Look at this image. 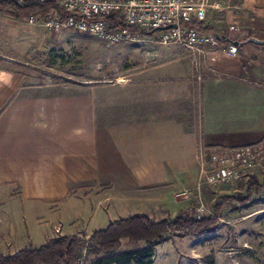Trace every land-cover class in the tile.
Here are the masks:
<instances>
[{"label":"crops","instance_id":"obj_1","mask_svg":"<svg viewBox=\"0 0 264 264\" xmlns=\"http://www.w3.org/2000/svg\"><path fill=\"white\" fill-rule=\"evenodd\" d=\"M218 1L224 8L206 20L216 33L264 41V0H209ZM2 13L15 16L12 37L26 59L62 35ZM26 23L31 33L19 31ZM263 47L160 48L124 83H58L27 60L23 70L0 62V242L20 250L29 229L44 244L58 227L91 235L134 214L163 220L189 208L202 150L264 139ZM93 184L104 187L83 191ZM232 205L199 238L214 234L222 250L245 251V264H264V191Z\"/></svg>","mask_w":264,"mask_h":264},{"label":"built area","instance_id":"obj_2","mask_svg":"<svg viewBox=\"0 0 264 264\" xmlns=\"http://www.w3.org/2000/svg\"><path fill=\"white\" fill-rule=\"evenodd\" d=\"M18 7H25V0H10ZM45 1V0H42ZM60 10L39 18L25 13L30 26L42 27L57 34L74 31L96 37L109 46L143 44L176 45L202 54L206 45L218 47L221 42L213 34H202L193 28L181 26L182 22H206L210 11L224 8L221 1L209 0H51ZM177 25L166 31H157ZM230 31L241 33L232 25ZM152 33L148 36L144 34ZM235 47L230 45L229 51ZM259 170L264 172V139L237 147H213L202 150L200 155L201 177L195 186L198 218L213 215L202 197L204 188L215 196L238 192L237 185L246 183Z\"/></svg>","mask_w":264,"mask_h":264},{"label":"rangeland","instance_id":"obj_3","mask_svg":"<svg viewBox=\"0 0 264 264\" xmlns=\"http://www.w3.org/2000/svg\"><path fill=\"white\" fill-rule=\"evenodd\" d=\"M26 12H24L25 14ZM28 13V12H27ZM24 14L21 16L23 18ZM14 15L0 13V62L5 65H20L19 69H26V60L34 69L44 71L49 80L58 83H74L83 85L87 82L108 81L110 83H124L129 78L135 76V72L140 70V66H150V51H156L160 48H170V45H161L159 43H143V44H125L120 46H109L89 35H82L74 31H66L58 36L56 41H48L41 50L45 54L37 57L23 56L24 47H18L13 40L12 25L14 23ZM12 24V25H11ZM19 31L31 33V27L26 24L18 25ZM147 45L152 46L147 47ZM17 55V56H16ZM262 181L264 172L259 170L256 174ZM201 172H198L196 182L200 180ZM104 185L93 184L83 186L84 192H100ZM238 192L225 194L236 196L238 194L246 195L247 183L237 185ZM192 195L196 194V190H192ZM262 193V192H261ZM224 195L215 196L213 192L204 188L202 191L203 202L209 211L213 213L214 205L218 203ZM196 206L197 201H190ZM230 209L232 204H227ZM159 219L160 215H155ZM75 228H72V230ZM31 230V229H29ZM27 231L29 238H26V246L33 245L39 247L43 244L45 236L36 234L35 230ZM226 231L230 233V228ZM54 235L68 234L63 232L61 228L53 230ZM76 235H88L84 229L73 231ZM211 238L204 240L199 237H169L165 242L156 246L154 264H245L241 255L245 251H239V254L231 252L230 248L222 250L220 241L216 242V236L212 234ZM21 242L12 243L4 239L0 242V253L11 254L19 250V246H23ZM228 247L230 244H227ZM144 243L134 244L127 240L122 242L120 251L129 252L145 248ZM241 259L237 263L236 257ZM96 259L95 256H87L83 264H91Z\"/></svg>","mask_w":264,"mask_h":264},{"label":"trees","instance_id":"obj_4","mask_svg":"<svg viewBox=\"0 0 264 264\" xmlns=\"http://www.w3.org/2000/svg\"><path fill=\"white\" fill-rule=\"evenodd\" d=\"M11 10L19 18L24 12L43 18L48 13L60 10L51 0H25V7H18L10 0H0V13ZM181 26L193 28L202 34H215V29L206 22H182ZM145 35H152L146 33ZM227 36V35H226ZM238 41H244L237 39ZM222 45H229L221 42ZM237 48V47H235ZM264 48V47H263ZM264 191V177L260 181L251 175L246 195L223 196L214 205L213 215L198 218L195 206L191 205L175 217L156 220L146 214H134L111 221L105 228L91 235H58L39 247L28 246L11 254L0 253V264H83L87 256L96 257L91 264H154V248L169 237H202L212 233L219 225V215L227 204H249L252 196ZM144 243L145 248L122 252V242Z\"/></svg>","mask_w":264,"mask_h":264},{"label":"water","instance_id":"obj_5","mask_svg":"<svg viewBox=\"0 0 264 264\" xmlns=\"http://www.w3.org/2000/svg\"><path fill=\"white\" fill-rule=\"evenodd\" d=\"M177 25H170L166 28H161V29H158L157 31H166V30H169V29H172V28H176ZM214 37L220 41V42H226L228 43L229 45L233 46V47H238L240 45H245V44H255V45H260V46H264V41L262 40H259L257 38H249V39H246L245 41H238V40H234L232 38H230L229 36H226V35H220L218 33H215L214 34Z\"/></svg>","mask_w":264,"mask_h":264}]
</instances>
